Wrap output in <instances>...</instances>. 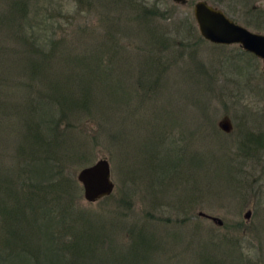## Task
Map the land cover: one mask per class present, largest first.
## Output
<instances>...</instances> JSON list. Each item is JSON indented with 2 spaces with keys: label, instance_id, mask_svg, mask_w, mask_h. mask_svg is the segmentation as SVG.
I'll list each match as a JSON object with an SVG mask.
<instances>
[{
  "label": "rangeland",
  "instance_id": "rangeland-1",
  "mask_svg": "<svg viewBox=\"0 0 264 264\" xmlns=\"http://www.w3.org/2000/svg\"><path fill=\"white\" fill-rule=\"evenodd\" d=\"M16 1L25 4L27 1V8L31 5V9L34 3L40 20L49 11L56 15L59 8L73 16L66 22L58 18V25L52 26L42 22L43 25L30 27L28 20L15 24L26 37L33 30L41 45V38L54 32L50 37L65 36L79 49L93 44L94 39H100L113 29L114 39L124 44L129 62L135 65L131 67L126 63L129 65L124 70L125 84L134 86L138 94L146 93V101L133 100L125 109L131 115L136 111L137 117L121 123L126 134V148L122 151L97 127V121L84 126L83 149L75 153L77 156L73 154L67 164L74 182V205L116 220H133L145 213L171 217L185 214L204 227L220 230L228 239L233 238L239 247L234 253L242 256L238 264H264L262 60L238 44L215 45L203 39L193 14L194 4L202 0H187L185 4L173 0ZM203 1L222 9L247 29L264 34V0ZM10 4V0H0V18L11 16ZM143 8H158L159 11L143 17ZM140 20L152 22L159 40L156 45L151 41L152 44L147 41L149 44H144L138 39L136 32ZM9 32V26H0V74L4 66H9L10 80L15 86L17 82L26 81L27 78L17 76L26 72L30 59L25 53L27 41ZM141 33L140 30L137 34ZM43 42L45 46L46 41ZM151 56H154L152 63L157 69L153 68L145 80L142 75L148 69L146 65ZM107 63L105 59L104 65L109 69ZM129 85L125 87L128 91L131 90ZM13 86L11 93H14ZM224 116L231 122L229 132L218 125ZM153 117L163 119L160 133L173 156H180L174 145L185 149L186 155L181 159L183 165L177 175H171L175 179L172 182L166 175L152 177L157 170V155L152 157L146 148L137 149L146 133L144 124L146 120L151 122ZM134 122H138V126ZM170 134L174 137L170 138ZM101 158L110 163L114 190L107 197L88 202L77 173ZM162 178L167 179L164 184L159 182ZM199 211L221 218L223 224L200 217ZM247 211H250L249 218H245ZM124 238V234L116 235L118 240Z\"/></svg>",
  "mask_w": 264,
  "mask_h": 264
},
{
  "label": "trees",
  "instance_id": "trees-1",
  "mask_svg": "<svg viewBox=\"0 0 264 264\" xmlns=\"http://www.w3.org/2000/svg\"><path fill=\"white\" fill-rule=\"evenodd\" d=\"M10 2L11 16L0 18V26H9V34L27 41L30 60L26 72L17 76L27 78L24 83L13 86L9 66L0 74V264H238L242 256L234 253L239 247L233 238L185 214L145 213L133 220H116L74 205L67 164L83 149L84 126L97 121L122 151L126 134L121 123L137 117L136 111L131 115L125 109L133 100L146 101V93L138 94L125 84L124 70L129 63L135 65L124 44L114 39L113 29L79 49L65 36L50 37L54 32L41 38V45L33 30L26 37L15 24L28 20L30 27L42 22L52 26L58 25V18L66 22L73 16L59 8L56 15L49 11L40 20L34 3L28 9L27 1ZM142 10L143 17L159 11ZM139 22L138 39L156 45L152 22ZM140 30L143 34L138 35ZM153 57L142 75L145 80L157 69ZM128 85L132 91L125 88ZM155 117L144 122L146 133L137 149L157 155L152 177L166 175L172 182L171 175L183 165L185 149L174 145L180 156H173L160 133L163 119ZM162 179L164 184L167 179ZM118 234H124V240L116 239Z\"/></svg>",
  "mask_w": 264,
  "mask_h": 264
},
{
  "label": "water",
  "instance_id": "water-1",
  "mask_svg": "<svg viewBox=\"0 0 264 264\" xmlns=\"http://www.w3.org/2000/svg\"><path fill=\"white\" fill-rule=\"evenodd\" d=\"M173 1L180 4L187 2V0ZM193 14L203 39L218 45L238 44L243 50L262 60L264 74V34L247 29L231 19L222 9L203 0L194 4ZM218 125L225 132H229L232 128L228 116L222 117ZM77 180L82 185L83 196L88 202H95L100 198L107 197L114 190L110 163L106 158L98 159L94 163L82 167L77 173ZM198 215L217 225L223 224L222 219L217 216L203 211H199ZM249 216L250 211H247L245 218H249Z\"/></svg>",
  "mask_w": 264,
  "mask_h": 264
}]
</instances>
